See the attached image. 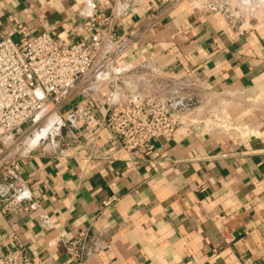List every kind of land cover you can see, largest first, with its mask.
I'll return each mask as SVG.
<instances>
[{"label":"crops","instance_id":"obj_1","mask_svg":"<svg viewBox=\"0 0 264 264\" xmlns=\"http://www.w3.org/2000/svg\"><path fill=\"white\" fill-rule=\"evenodd\" d=\"M194 2L166 10L165 0H144L115 19L119 32L142 30L149 12H161L115 74L146 66L215 90L264 83V15L236 20L225 15L239 10L235 0ZM110 5L0 0V36L79 39L82 22ZM109 96L106 85L74 92L57 106L42 143L7 150L24 182L0 181V192L22 204L0 211V249L22 248L36 264H264V129L259 137L179 130L133 158L102 124ZM80 233L83 249L74 256L68 243Z\"/></svg>","mask_w":264,"mask_h":264},{"label":"built area","instance_id":"obj_2","mask_svg":"<svg viewBox=\"0 0 264 264\" xmlns=\"http://www.w3.org/2000/svg\"><path fill=\"white\" fill-rule=\"evenodd\" d=\"M109 1V13L100 12L82 22L80 27L85 35L79 39L53 36L48 31L28 34L20 41L14 39L11 31L0 36V181L9 178L15 185L24 182L19 175V163L9 160L7 151L11 147L13 154L16 153L17 133L26 125H37L45 116L49 120L52 115L54 121L57 106L74 92L89 95L103 85L110 87V96L102 124L133 158L146 156L154 140H168L179 130L199 134L262 135L263 82L215 90L146 66L123 76L115 74L117 60L138 43L140 32L160 21L161 12L156 9L149 12L142 30L136 26L119 32L115 19L129 16L130 9L135 10L144 0ZM181 1L196 6L194 0H165L164 9ZM195 91L204 93L208 100L214 99L225 111L210 112L211 119L187 111V92L194 94ZM248 111L258 114L253 123ZM19 147L25 149L21 142ZM115 199L112 195L103 203L107 205ZM21 205L18 194L0 192L2 213ZM23 208L28 209V206ZM84 239L85 234L80 233L68 243L72 255L77 256V250L83 249ZM0 264L36 262L22 248H15L0 249Z\"/></svg>","mask_w":264,"mask_h":264},{"label":"rangeland","instance_id":"obj_3","mask_svg":"<svg viewBox=\"0 0 264 264\" xmlns=\"http://www.w3.org/2000/svg\"><path fill=\"white\" fill-rule=\"evenodd\" d=\"M243 1L244 0H235L236 8H239V10L230 13L225 12V15L229 17L233 16L234 18H236V20L240 18H245L246 20H249L250 18L254 17L261 18L262 15H264V0H251L250 2L247 1V3L245 4L242 3ZM196 93L197 95H195ZM187 94L188 97L186 110L193 111V113H195V115H197L198 117L211 119L210 112L222 111L223 113L225 111L224 107H222L220 104L217 105L214 99L208 100V97H206L204 93L202 94L195 91L194 94L190 92H187ZM236 111L240 110L237 109ZM248 113L250 121H253L258 117V114H251V111H248ZM52 121L53 116L51 115L49 117V120H47L45 116V118H43L37 125H26L25 129L22 132L17 133L15 135V138L17 140L15 145L19 146V143L21 142L22 145H24V148L27 150L37 147L38 143L41 142H39L38 138L41 137L44 133H46L49 128H51V130L54 129V126H52Z\"/></svg>","mask_w":264,"mask_h":264},{"label":"bare ground","instance_id":"obj_4","mask_svg":"<svg viewBox=\"0 0 264 264\" xmlns=\"http://www.w3.org/2000/svg\"><path fill=\"white\" fill-rule=\"evenodd\" d=\"M41 134V133H40Z\"/></svg>","mask_w":264,"mask_h":264}]
</instances>
